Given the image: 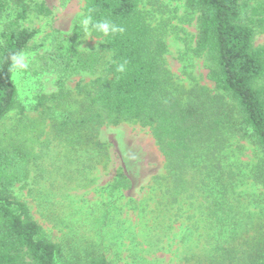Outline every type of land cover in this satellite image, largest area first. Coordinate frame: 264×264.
Masks as SVG:
<instances>
[{"label":"trees","instance_id":"trees-1","mask_svg":"<svg viewBox=\"0 0 264 264\" xmlns=\"http://www.w3.org/2000/svg\"><path fill=\"white\" fill-rule=\"evenodd\" d=\"M251 1L186 0L188 9L199 13L195 54L209 62L212 90L175 84L166 66V43L151 26L141 0H86L84 15L108 20L124 32L105 36L92 31L99 46L85 51L81 45L87 35L78 19L69 32L57 31L48 49L36 54L27 69L14 73L10 55L25 53L38 30L25 26L29 9L20 0L22 10L16 16L9 13V0H0V16H5L0 29V122L14 110L27 113L15 80L18 72L36 78L52 75L57 91L39 92L31 110L45 126L49 122L66 161L85 171L106 167L109 149L100 140L102 127L136 123L151 129L166 160L165 174L156 178L163 196L177 201L186 193L194 198L201 185L208 186L206 178L215 174H221L215 178L223 184L220 193L227 196L228 177L212 162L221 149L207 148L210 141L224 132L252 136L264 158V46L254 45L257 31L264 33V1L250 7ZM39 14L51 11L42 5ZM125 61V72H117V65ZM82 74L94 79L73 92L67 82ZM30 140L20 137L0 144V264H110L98 253L66 259L29 206L14 196V187L27 186L31 178ZM262 166L264 175V160ZM131 187L125 176L113 184L115 191ZM215 204L226 215L233 210L228 203ZM241 256L229 264H264V234L257 247L244 259Z\"/></svg>","mask_w":264,"mask_h":264},{"label":"rangeland","instance_id":"rangeland-1","mask_svg":"<svg viewBox=\"0 0 264 264\" xmlns=\"http://www.w3.org/2000/svg\"><path fill=\"white\" fill-rule=\"evenodd\" d=\"M263 1L252 0L250 7ZM21 3L29 9L25 26L38 30L24 53L29 64L36 54L48 49L57 31L72 29L84 14L86 0ZM9 4L11 16L22 10L18 0H9ZM42 5L50 15L39 14ZM141 8L166 43V66L175 84L214 90L215 84L208 78L209 62L195 54L199 13L189 10L186 0H141ZM4 19L0 16V29ZM99 42L87 35L81 48L91 51ZM254 45L264 46L263 32L257 31ZM93 79L88 74L75 76L67 87L75 92L79 84ZM15 80L27 113L23 116L14 110L0 122V144L28 137L34 155L29 183L14 187L13 194L29 206L32 217L49 239L61 246L66 259L98 253L110 264H229L236 262L241 252L244 259L260 244L264 234V158L254 137L224 132L221 142L214 138L207 145L211 150L221 149L212 162L229 178L227 196L220 193L223 184L215 178L221 174H215L206 178L208 186L201 185L194 198L185 193L172 201L156 184V178L165 174L166 160L149 127L136 123L103 126L100 140L109 149L107 166L82 170L81 165L62 157L64 150L54 140L49 122L45 126L31 110L39 92L57 91L56 78L18 72ZM123 176L132 187L115 191L113 184ZM213 201L228 203L233 210L226 215L221 207L212 206Z\"/></svg>","mask_w":264,"mask_h":264},{"label":"clouds","instance_id":"clouds-1","mask_svg":"<svg viewBox=\"0 0 264 264\" xmlns=\"http://www.w3.org/2000/svg\"><path fill=\"white\" fill-rule=\"evenodd\" d=\"M79 25L83 29L86 35H90L92 31L102 33L105 36L110 34L115 35L117 33H123L124 28L111 23L108 20L94 21L91 14H82L79 20ZM26 55L22 52L13 53L10 55V67L15 70H24L28 68V63L26 62ZM127 61L117 65L116 71L123 73L126 70Z\"/></svg>","mask_w":264,"mask_h":264}]
</instances>
